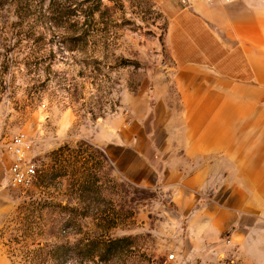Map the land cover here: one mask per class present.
Listing matches in <instances>:
<instances>
[{"label":"rangeland","instance_id":"rangeland-1","mask_svg":"<svg viewBox=\"0 0 264 264\" xmlns=\"http://www.w3.org/2000/svg\"><path fill=\"white\" fill-rule=\"evenodd\" d=\"M169 20L164 0H0L2 143L27 132L37 170L27 187L7 172L0 264H241L228 230L200 231L197 205L184 209L131 149L95 139L127 92L171 66ZM124 237L128 254L100 262L91 242Z\"/></svg>","mask_w":264,"mask_h":264},{"label":"crops","instance_id":"crops-1","mask_svg":"<svg viewBox=\"0 0 264 264\" xmlns=\"http://www.w3.org/2000/svg\"><path fill=\"white\" fill-rule=\"evenodd\" d=\"M164 4L171 66L127 92L95 139L131 149L184 209L197 205L200 231L228 230L239 263L264 264V0ZM10 164L0 130V193Z\"/></svg>","mask_w":264,"mask_h":264},{"label":"built area","instance_id":"built-area-1","mask_svg":"<svg viewBox=\"0 0 264 264\" xmlns=\"http://www.w3.org/2000/svg\"><path fill=\"white\" fill-rule=\"evenodd\" d=\"M33 146L34 139L24 131L15 133L6 142L4 147L11 158L8 181L12 187H27L35 181L37 170L32 156ZM174 257L175 255L170 256L171 259Z\"/></svg>","mask_w":264,"mask_h":264},{"label":"trees","instance_id":"trees-1","mask_svg":"<svg viewBox=\"0 0 264 264\" xmlns=\"http://www.w3.org/2000/svg\"><path fill=\"white\" fill-rule=\"evenodd\" d=\"M36 179H37V175H36ZM127 241H130L129 237L116 238V239L109 240V241H103L102 239H96L95 241L91 242V245H93V249L96 246L102 245V247H100L99 250L97 251L94 250L97 252L96 255L99 257L100 262H105L109 260L115 261L113 259L122 257L126 253V251L124 250L125 246L122 243L127 242ZM70 249L72 250V246L66 247L67 254L70 251ZM93 249H89V251Z\"/></svg>","mask_w":264,"mask_h":264}]
</instances>
